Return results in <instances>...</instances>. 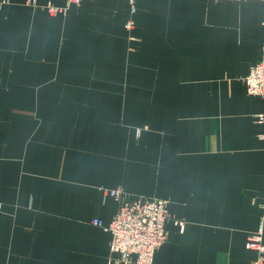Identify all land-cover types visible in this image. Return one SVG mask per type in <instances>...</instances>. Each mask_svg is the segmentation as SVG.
I'll return each instance as SVG.
<instances>
[{
  "label": "crops",
  "instance_id": "1",
  "mask_svg": "<svg viewBox=\"0 0 264 264\" xmlns=\"http://www.w3.org/2000/svg\"><path fill=\"white\" fill-rule=\"evenodd\" d=\"M35 3L0 0V264L117 258L92 224L117 212L110 190L167 200L152 264H253L264 98L243 80L264 58V2Z\"/></svg>",
  "mask_w": 264,
  "mask_h": 264
},
{
  "label": "built area",
  "instance_id": "2",
  "mask_svg": "<svg viewBox=\"0 0 264 264\" xmlns=\"http://www.w3.org/2000/svg\"><path fill=\"white\" fill-rule=\"evenodd\" d=\"M135 0H128L131 12L135 11ZM213 2L224 0H210ZM241 1V0H228ZM263 1L264 0H258ZM36 0H26L28 5L35 7ZM81 0H67L65 7L59 8L47 4V13L52 16H66L71 6H78ZM133 22L126 24L131 29ZM248 96L264 98V58L256 62L243 80ZM108 195L118 202V209L111 221L104 224L101 220L93 219L92 224L103 228L111 234L109 245L110 254L117 256L109 259L108 264H152L154 253L166 242L165 223L169 220L167 200L137 199L133 202L121 201L119 190H110ZM246 249L256 252L253 264H264V244L260 231L247 238Z\"/></svg>",
  "mask_w": 264,
  "mask_h": 264
}]
</instances>
